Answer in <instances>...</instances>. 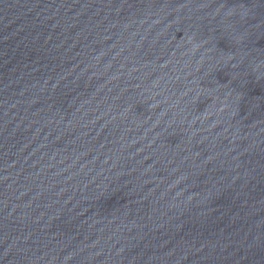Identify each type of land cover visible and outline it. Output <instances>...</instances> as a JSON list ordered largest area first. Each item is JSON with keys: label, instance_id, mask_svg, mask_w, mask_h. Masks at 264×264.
Masks as SVG:
<instances>
[{"label": "water", "instance_id": "1", "mask_svg": "<svg viewBox=\"0 0 264 264\" xmlns=\"http://www.w3.org/2000/svg\"><path fill=\"white\" fill-rule=\"evenodd\" d=\"M0 264H264V0H0Z\"/></svg>", "mask_w": 264, "mask_h": 264}]
</instances>
